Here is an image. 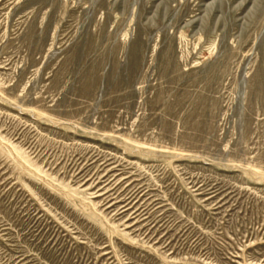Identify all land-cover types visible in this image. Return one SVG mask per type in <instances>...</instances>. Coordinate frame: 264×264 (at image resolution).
<instances>
[{
    "label": "rangeland",
    "instance_id": "rangeland-1",
    "mask_svg": "<svg viewBox=\"0 0 264 264\" xmlns=\"http://www.w3.org/2000/svg\"><path fill=\"white\" fill-rule=\"evenodd\" d=\"M0 264H264V0H0Z\"/></svg>",
    "mask_w": 264,
    "mask_h": 264
}]
</instances>
